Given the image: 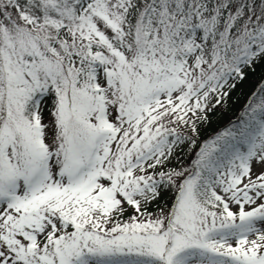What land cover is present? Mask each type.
I'll return each instance as SVG.
<instances>
[{
	"label": "snow or ice",
	"instance_id": "snow-or-ice-1",
	"mask_svg": "<svg viewBox=\"0 0 264 264\" xmlns=\"http://www.w3.org/2000/svg\"><path fill=\"white\" fill-rule=\"evenodd\" d=\"M259 61L264 0H0V264H264V96L198 140Z\"/></svg>",
	"mask_w": 264,
	"mask_h": 264
},
{
	"label": "trees",
	"instance_id": "trees-1",
	"mask_svg": "<svg viewBox=\"0 0 264 264\" xmlns=\"http://www.w3.org/2000/svg\"><path fill=\"white\" fill-rule=\"evenodd\" d=\"M244 79L239 81L237 87L232 90L224 110L221 114H214L208 125L200 126L199 138L206 141L221 132L222 129L234 127L239 118L250 103H258L261 96H264V61H259L249 68L244 69ZM207 125V126H206ZM130 215V214H129ZM128 215H125L127 219Z\"/></svg>",
	"mask_w": 264,
	"mask_h": 264
},
{
	"label": "rangeland",
	"instance_id": "rangeland-1",
	"mask_svg": "<svg viewBox=\"0 0 264 264\" xmlns=\"http://www.w3.org/2000/svg\"><path fill=\"white\" fill-rule=\"evenodd\" d=\"M237 85H238V83H237ZM232 92V91H231ZM231 94V93H230ZM51 106V100H49L48 102H47V105H46V107H50ZM222 109V110H224V108H225V106H224V108L223 107H217L216 109H214L215 111H218L217 109ZM213 110V111H214ZM218 112H220V111H218ZM210 113V112H209ZM209 113H208V120L206 121V124L208 125V123H209V121H210V119H212L213 118V116H214V114H212V115H209ZM217 116H219V114H216ZM206 125V126H207ZM198 140H202L201 138H199L198 137ZM198 149H194V152L193 153H195V151H197ZM184 156L182 157V159L181 160H179V161H177V160H173L172 161V163H171V166L172 167H180V166H183V167H190V165L191 164H189V165H184ZM260 171H262L261 169H259V168H253V172L254 173H259ZM172 196H170L169 195V193H166V194H164L162 197H161V199H160V201H159V206H161V207H163V206H165V205H167L168 206V204H170L169 202H171V200H172ZM154 204V206H153V208H151V209H147L149 212H152V213H156L157 211H158V206H157V202L155 203V202H153V203H151L150 205H148V207H150L151 205H153ZM130 211H132L131 209H129V212ZM129 212L128 213H126V214H129Z\"/></svg>",
	"mask_w": 264,
	"mask_h": 264
}]
</instances>
